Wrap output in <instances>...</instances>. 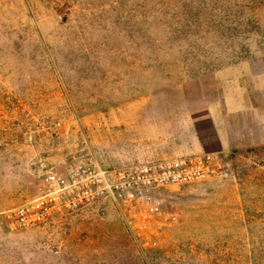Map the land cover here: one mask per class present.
Wrapping results in <instances>:
<instances>
[{"label":"rangeland","instance_id":"rangeland-1","mask_svg":"<svg viewBox=\"0 0 264 264\" xmlns=\"http://www.w3.org/2000/svg\"><path fill=\"white\" fill-rule=\"evenodd\" d=\"M245 87L251 139L204 149ZM207 152L223 174L153 192L144 235L108 199L6 228L75 161ZM0 264H264V0H0Z\"/></svg>","mask_w":264,"mask_h":264},{"label":"built area","instance_id":"built-area-1","mask_svg":"<svg viewBox=\"0 0 264 264\" xmlns=\"http://www.w3.org/2000/svg\"><path fill=\"white\" fill-rule=\"evenodd\" d=\"M223 170L220 156L210 152L113 169L78 160L62 173L47 172L45 191L9 210L6 228L10 232L25 230L108 199L131 233L141 236L150 229L158 211L153 192L203 183L222 175Z\"/></svg>","mask_w":264,"mask_h":264},{"label":"crops","instance_id":"crops-1","mask_svg":"<svg viewBox=\"0 0 264 264\" xmlns=\"http://www.w3.org/2000/svg\"><path fill=\"white\" fill-rule=\"evenodd\" d=\"M248 88L245 87V89L243 90V105H241L240 107H236V105H234V99H232L231 101H228V103H225L223 101H221V105H220V119L218 120V124L222 125V129L219 132V135L217 136V138L214 140H212L213 142L210 141V143H206V145L208 147H204L205 148H210V150L213 151H217V152H221L223 153H228V151L232 148H234L235 144L238 142L239 145H241L242 141L244 142L245 140V144L246 142H249L248 139H251V137H247L244 136V139L242 138L241 142L239 141V137L241 138L242 136H238L235 135L234 132L237 130V127L239 129H241V123L239 125H236V120H235V116H237L238 114H240L241 112L243 113L242 118L239 117L238 121L242 120L244 127H250L253 126L254 127V121H256V116H258L257 112L255 113L256 109L258 108V104L256 106V104L254 103V98L251 97L250 95V91L247 90ZM248 91V92H246ZM245 94H249V99H247V96ZM254 103V104H253ZM232 104V105H231ZM215 107H214V111H215ZM249 111V125H247V120L246 118L248 117L247 114H244L245 112ZM237 121V122H238ZM255 138V143H257V139L256 136ZM251 141V140H250ZM200 147V146H199ZM203 147H200L199 149L202 150Z\"/></svg>","mask_w":264,"mask_h":264},{"label":"water","instance_id":"water-1","mask_svg":"<svg viewBox=\"0 0 264 264\" xmlns=\"http://www.w3.org/2000/svg\"><path fill=\"white\" fill-rule=\"evenodd\" d=\"M44 166H45V167H47V166H48V164H47V163H45V164H44Z\"/></svg>","mask_w":264,"mask_h":264}]
</instances>
